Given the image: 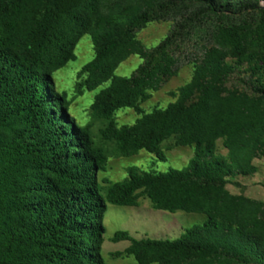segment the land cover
Instances as JSON below:
<instances>
[{"label": "trees", "instance_id": "trees-1", "mask_svg": "<svg viewBox=\"0 0 264 264\" xmlns=\"http://www.w3.org/2000/svg\"><path fill=\"white\" fill-rule=\"evenodd\" d=\"M159 21L171 22L168 33L143 45L137 31ZM85 34L93 56L77 72L76 93L108 84L81 124L52 74L76 59ZM133 54L138 66L117 75ZM181 55L190 79L168 92L165 107L144 112L141 103L177 73ZM123 108L140 116L119 125ZM169 139L192 147L183 168L102 175L106 144L122 157L145 150L163 161ZM262 157L264 0H0V264H108L106 206L135 207L140 197L205 220L175 239L116 230L112 241H128L117 255L137 264H264V202L227 187L252 177Z\"/></svg>", "mask_w": 264, "mask_h": 264}, {"label": "rangeland", "instance_id": "rangeland-1", "mask_svg": "<svg viewBox=\"0 0 264 264\" xmlns=\"http://www.w3.org/2000/svg\"><path fill=\"white\" fill-rule=\"evenodd\" d=\"M171 27L170 21L150 22L144 28L137 31V39L145 46L156 45L168 33ZM183 51L188 53L194 51L191 42L183 45ZM76 59L69 61L64 67L55 71L52 75L57 90L67 92L70 100L69 114L75 117L76 122L85 123L90 120L89 107L94 95L108 83L96 87L93 90H84L82 94L76 93L75 82L77 72L83 64L88 62L93 56L92 43L88 35H82L74 49ZM181 64L177 73L169 78L162 86L152 91L150 97L141 103L144 112H149L155 107H165L173 98L168 94L170 90H175L178 86L187 82L192 74V64L186 62V58L181 55ZM141 59L137 55H130L123 60L115 70L117 75L129 76L138 66ZM133 109H119L116 120L119 125L132 124L139 117ZM101 122L98 120L92 123V132L95 140H98V128ZM109 151L108 166L102 173L110 181L122 180L127 176L126 167L137 166L146 171L164 172L170 168L181 169L186 166L192 156L191 146H176L172 139L164 142L163 150L166 159L161 161L145 150H140L137 154L122 157L116 154L112 144H106ZM217 152L225 154L226 149L217 141ZM257 172L252 177H240L236 181L228 184L227 187L233 193H243L249 197L260 199L264 202V157L256 159ZM101 175V176H102ZM139 203L135 207L117 206L107 204L104 212L103 224L105 232L103 234V244L101 255L108 264H137L132 255H117V251H122L128 241L121 240L114 242L111 240L116 230H125L133 238H162L175 239L184 230L193 224H200L205 220L203 213H187L176 211L173 213L154 209L149 200L145 197L138 199Z\"/></svg>", "mask_w": 264, "mask_h": 264}]
</instances>
